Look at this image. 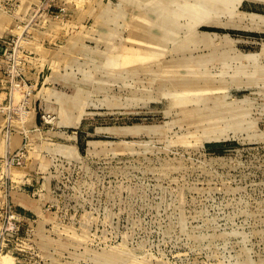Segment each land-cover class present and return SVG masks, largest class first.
I'll return each instance as SVG.
<instances>
[{"label": "rangeland", "instance_id": "1", "mask_svg": "<svg viewBox=\"0 0 264 264\" xmlns=\"http://www.w3.org/2000/svg\"><path fill=\"white\" fill-rule=\"evenodd\" d=\"M27 1L0 0L37 103L14 150L3 130L0 225L8 154L37 159L42 212L0 264H264V0Z\"/></svg>", "mask_w": 264, "mask_h": 264}, {"label": "crops", "instance_id": "2", "mask_svg": "<svg viewBox=\"0 0 264 264\" xmlns=\"http://www.w3.org/2000/svg\"><path fill=\"white\" fill-rule=\"evenodd\" d=\"M12 12H22L28 9L27 0H15ZM5 5L0 6V37H3L5 29L11 26V18L5 16ZM24 67L21 68L24 77L37 81L39 69L36 65V59L29 56H23ZM27 61V62H26ZM26 62V63H25ZM10 72L6 60L0 55V157L4 152L5 144L3 130L7 129L9 133L8 147L14 150L20 145L22 140V130L25 127L31 128L37 123L36 121V97L34 96L33 102L26 106L16 101V94L14 93L13 86L11 87L12 78L7 75ZM13 104L10 112L15 115L6 116L7 104ZM30 106V107H29ZM26 107H29V120L22 121L20 115L24 113ZM24 119V118H23ZM25 126V127H24ZM12 181L15 182L14 188L9 195V200L13 205L14 210L18 213L22 221H27L37 217L42 212V185L45 181L44 176L41 174L38 166V161L32 154L24 163L15 168L10 176Z\"/></svg>", "mask_w": 264, "mask_h": 264}, {"label": "built area", "instance_id": "3", "mask_svg": "<svg viewBox=\"0 0 264 264\" xmlns=\"http://www.w3.org/2000/svg\"><path fill=\"white\" fill-rule=\"evenodd\" d=\"M7 50H8V42H6L3 39H0V55H2V57L5 60L8 59L10 56V53ZM14 86H19V82H17V84H14ZM24 157H25L24 151L17 152L15 154L5 155L4 162L7 169L4 172H2L4 178L1 181V186L4 189L3 199H4L5 222L0 225L1 240H6L10 235L16 233V231L19 228L17 221L20 219V216L13 211L12 204L9 200V194H8L9 191L8 192L6 191L7 189L9 190V186H10L9 184L12 182L11 177L8 176L7 173L21 166Z\"/></svg>", "mask_w": 264, "mask_h": 264}, {"label": "bare ground", "instance_id": "4", "mask_svg": "<svg viewBox=\"0 0 264 264\" xmlns=\"http://www.w3.org/2000/svg\"><path fill=\"white\" fill-rule=\"evenodd\" d=\"M8 261H9V259L7 257H5V258L2 259L3 264H7Z\"/></svg>", "mask_w": 264, "mask_h": 264}]
</instances>
